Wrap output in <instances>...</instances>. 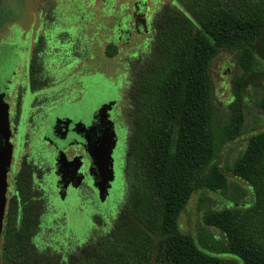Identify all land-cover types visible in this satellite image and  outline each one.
<instances>
[{"label":"trees","instance_id":"obj_1","mask_svg":"<svg viewBox=\"0 0 264 264\" xmlns=\"http://www.w3.org/2000/svg\"><path fill=\"white\" fill-rule=\"evenodd\" d=\"M173 3L178 7L165 6L156 16L151 50L138 63L135 131L128 139L117 220L84 248L40 252L37 264H235L222 255L264 264V130L224 169L215 162L217 151L241 133L246 85L264 79L255 57L258 48L264 59V0ZM223 49L235 52L242 74L233 83L227 123L215 127L208 70ZM113 53L109 48L107 55ZM256 101L264 109V92ZM228 174L248 184L251 207L205 210L198 236L183 233L178 218L192 194L221 196Z\"/></svg>","mask_w":264,"mask_h":264},{"label":"flooded vegetation","instance_id":"obj_2","mask_svg":"<svg viewBox=\"0 0 264 264\" xmlns=\"http://www.w3.org/2000/svg\"><path fill=\"white\" fill-rule=\"evenodd\" d=\"M75 1H64L58 8L50 10L38 8L36 24L32 20L23 29L21 24L12 23L0 35V145L4 139L9 150L0 225V264H17L19 261L37 264L40 252L55 253V239L51 234L57 229L63 239L71 231L75 237L73 242H68L69 245L59 241V246L84 248L88 242L87 234L80 235L77 240L80 231L68 228L67 219L73 215L83 218L87 207L98 203L100 194L109 195L116 176L121 178V183L124 178L128 139L135 131L133 95L139 68L132 65V61L136 63L137 58L141 61L151 50L154 23L147 0L145 31L141 34L134 31L133 14L129 17L125 15L127 10L119 12L111 21L109 32L106 31L105 50L94 54L88 50L84 24L92 21L91 14L85 18L83 9L80 11L75 7ZM132 8L128 9L129 12L133 11ZM100 27L96 26L92 37L97 35ZM150 34L149 40L140 42L141 36ZM134 39L138 44L132 42ZM95 41L100 47L102 41L97 38ZM15 42L17 44L11 48V43ZM117 43L124 47L116 49ZM128 46L130 48L125 53L128 61L121 69L115 67L112 74L107 75L103 69L104 60L121 50L124 52ZM109 48L114 52L112 56L107 55ZM141 51H146L144 57H138ZM226 72L224 68L222 75ZM262 72L263 68L261 75ZM100 76L111 82L113 88L105 109L99 108L101 99L98 95L103 90ZM234 80L230 87L223 83L225 89L232 91L227 103L230 112L234 101ZM256 81L253 84L259 81L260 86L263 85L259 93L256 92L259 98L264 92V79L259 77ZM248 86L249 83L244 89L242 106L247 105L263 119L264 113L254 108H261L257 101L252 103L248 99ZM94 92L95 97L88 98ZM242 110L244 113L243 107ZM2 113L6 114L3 119ZM2 128L6 129L3 137ZM257 128L245 134L241 130L240 135L229 140L224 147L230 148L237 143L244 150L248 140L264 130V123ZM105 135L107 141L103 139ZM99 144L108 151V167L114 175V178L112 175L108 178L103 191H99L91 175L97 164L96 147ZM237 181L245 186L239 188V197L246 201L233 206L249 208L253 193L248 184ZM69 199L75 201L74 207L68 206ZM115 213L116 209L105 220L106 228L111 225L110 218ZM222 258L243 264L232 255H222ZM259 261L255 259L253 264Z\"/></svg>","mask_w":264,"mask_h":264},{"label":"rangeland","instance_id":"obj_3","mask_svg":"<svg viewBox=\"0 0 264 264\" xmlns=\"http://www.w3.org/2000/svg\"><path fill=\"white\" fill-rule=\"evenodd\" d=\"M64 1L71 2L72 0H0V35L3 34L6 30V27L11 25L12 23L21 24L23 29H26L32 20H34L36 24L38 8H58L60 5H62ZM172 1L173 0H147V5L150 9V16L152 17L153 23L156 20V16L161 12V10L165 6L175 5ZM138 2L139 0H76L75 4L77 5L75 7L80 8V11H82L83 9L85 18L88 17V13L91 14L92 17V21H90L89 23H84L86 25L85 27L88 50L92 51L94 54H96L98 50H105L106 31L111 26V21L114 19V16L116 17L118 16L119 12H124L125 10H127L125 12V15L130 17L134 13V8ZM131 8L133 11L129 12ZM80 15H83L82 12H80ZM70 18L72 17L70 16ZM97 25H101V27H104L105 29L103 30L100 27V29L97 30V35L95 37H92V34L95 32V28ZM108 32L109 30L107 31V33ZM151 36L152 34L143 35L139 38V40L140 42L144 43L145 40H149ZM95 38L102 41L100 47L97 46ZM132 42L138 44L137 39H134ZM13 44H17V42L11 43V48L15 46ZM259 44L264 47V35L259 40ZM123 47L124 46L121 43L116 44V49H121ZM126 48L127 49L124 52L121 50L118 54H115L113 57L104 60L103 69L105 73H107V75L112 74L113 69L115 67H119L121 69L122 64L128 61L125 53H127L130 47L128 46ZM145 53L146 51L144 53L141 51V53L138 54V57H144ZM255 57L257 61V67L260 70L262 68L264 69V60L262 59L260 54H258V48H256ZM144 60L145 59L142 58V60L139 61V58H137V62L134 63L135 61H132V65L138 67V63H143ZM224 68L227 69V72L225 75H222ZM208 74L210 83V94L214 107L213 125L215 127L223 126L225 123H227L229 115L231 113L229 105H227V103L228 99H231L232 97V91L227 88L225 89L223 87V83L230 87V83H232L234 79H236L242 74V71L240 70L236 62L235 52L226 49L219 51L210 63ZM248 87V99L252 103H255L257 93H259L263 85L260 86L258 81V83L254 84L249 83ZM242 107L244 108V122L242 125V133L245 134L247 131L258 130L257 127L258 125H260L261 122L264 123V118L262 119L261 116L254 113L251 109L247 107V105H243ZM242 150L243 146L237 143L233 144L230 148H225L223 146L220 150L217 151L215 162L219 164L222 169H224V167L226 165H229L232 160L242 152ZM107 170V176L101 182L102 191L107 187L108 178L111 177V175L114 178V175L111 174V167H108V164ZM120 179L121 178L119 176H116L115 180L113 181L109 195L98 196V203L95 206L89 205L86 210L87 212L84 213L85 216L83 218H79L73 215L67 219L69 226L68 228H71V230L77 231L78 233L80 231L77 240L80 239V235L84 237V235L86 234L89 239L95 234V232L101 231L102 229L106 228L107 222H105V220H108L109 216H112V214L110 213H113L114 209H116V213L114 214L113 218H110L109 223L115 222L117 220L119 216V210L124 200V194L123 196L121 194V192L124 190V178L122 183ZM227 180V190L221 196L220 193H216L215 195H213L212 193L205 192L203 190L196 191L192 194L185 207V210L179 215L178 218V227L183 233L191 234L194 237L198 236L200 228L204 226L202 218L203 212L205 210L224 209L225 207H233L234 203L242 204V202L244 203L246 201L245 198L239 197V195H237V193L240 191L239 188L245 187L244 184L240 183L239 181H237V179H234L229 174L227 175ZM67 204L69 207H74L75 201L70 200L69 202H67ZM116 206L117 208H115ZM205 228L208 232H211L216 236L219 235V232H217L215 229L210 227ZM58 230L59 229H57L54 234L52 233L51 237L55 239V241L53 242V244L56 246L55 248L61 250L62 246L58 245L59 241L62 242V244L64 245H69L68 242H73L75 237L73 235L74 233H72L71 231L67 238L63 239L62 234L57 232ZM198 247L202 250L204 249L201 244H198ZM209 254L217 256L216 253L209 252Z\"/></svg>","mask_w":264,"mask_h":264},{"label":"water","instance_id":"obj_4","mask_svg":"<svg viewBox=\"0 0 264 264\" xmlns=\"http://www.w3.org/2000/svg\"><path fill=\"white\" fill-rule=\"evenodd\" d=\"M147 10L146 0H139L134 8V13L132 18L134 19V31L138 34H141L145 31V14ZM96 81V80H95ZM100 86H102V92L98 95L101 102H99V108L102 107L107 108L109 98L111 97V93L113 92V88H111V82H109L106 78L100 76ZM96 92L92 93L88 98L95 97ZM110 104V103H109ZM261 113H264V110L259 107H254ZM1 110L5 111L6 109L4 106H1ZM100 111V110H98ZM6 112V111H5ZM6 114L2 113V119L5 117ZM1 131L2 137L6 133V129L2 128ZM104 141H107L106 135L104 136ZM96 151L98 153L97 164L94 165L92 168L91 175L95 183L99 186V191L101 190L102 181L107 176V164H108V151L103 149V146L99 144L96 147ZM9 159V150L8 146H6L4 139H2V143L0 145V225H1V214L3 209V202H4V190H5V165L7 164ZM101 196V194H100Z\"/></svg>","mask_w":264,"mask_h":264}]
</instances>
